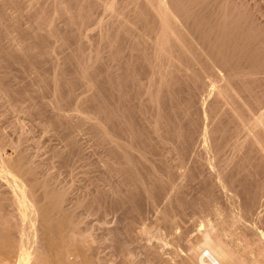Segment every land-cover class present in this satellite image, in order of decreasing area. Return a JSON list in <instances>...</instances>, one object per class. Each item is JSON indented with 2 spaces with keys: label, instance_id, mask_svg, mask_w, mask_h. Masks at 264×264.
Masks as SVG:
<instances>
[{
  "label": "bare ground",
  "instance_id": "bare-ground-1",
  "mask_svg": "<svg viewBox=\"0 0 264 264\" xmlns=\"http://www.w3.org/2000/svg\"><path fill=\"white\" fill-rule=\"evenodd\" d=\"M6 1H11L13 3L15 2L14 0H6ZM18 1H17V4H18ZM117 1L118 0H112L110 3L108 2L107 3L108 6H106V8H110V11L114 10V7L118 6V5H115ZM122 1H124V3H125V0H122ZM126 1H128V0H126ZM133 1H134L133 6L130 9V12H132L131 18L125 17L122 14V12L124 10L118 11L115 9L114 11L116 12V15L113 14L115 17V19L112 20L113 23H111L112 21L108 22V23H111L110 24L111 26L109 25V28H111L113 30L116 29L119 33H121V35L119 34L120 41L116 40V42L114 44L112 42L113 39L112 40L110 39L108 42L106 41L107 39L105 40L106 43H108L107 45L110 46V49L107 50V51H109L108 52L109 54L106 52L107 56H109L110 58L109 57H107V58H109V60H111V58L113 60L115 59L116 61L118 60L117 61V63H118L119 61L121 62V58H123L129 54L130 56H132V58L135 57L138 60V62H140L142 65L145 64L146 66L150 65L151 62H153V61L157 62L158 65L160 63V66H161L162 64L164 65V62L166 60V62L170 64L172 71L177 72V74H175L174 76L171 74V76H173V78H171L172 80L168 79V77L166 75L167 79L169 81L171 80L168 83V87H170L169 90H168V88L166 89L165 86L163 85L164 86L163 88H165L168 91L167 93L169 94V97L171 99H174L176 97V96L172 95V94H174L175 90L176 91L181 90L183 87H187L189 89L188 85L190 84L191 79H192L191 82L193 83V86L199 85L202 88L201 90H203L205 85H207L209 87V89L205 88L207 93H205L206 95L202 99V102H201L202 103V107H201L202 117L204 118L205 121H207V120L210 121L208 118L211 115L209 112L210 110L208 111V108L206 106V104H207L206 103L207 100L205 101L206 97H209V98L212 97L213 99L216 97H223L225 99L230 98V100L233 101L232 109H227V110L225 109L224 112H227L228 110L229 111L227 112V114L232 112L231 121L233 123H236V126L232 123L234 125V127H236V130L234 132L232 131L234 136L237 135L238 138H240L241 136L244 137V138L242 137L243 139L240 142H238V138L236 141L233 140V139H236L237 136L234 138L232 137L233 141L231 140V137H230V139L228 141H229V143L231 141L233 142V143L231 142V144H232L231 147H232L233 152L234 153H236V152L240 153L242 149H246V155L249 152L251 153L252 150H256L257 152L260 151L261 153L258 152L259 153V155H258V153L256 154V152L254 151L255 157H256V155H258V157H257L258 160H256L254 157L253 158L254 164L252 166L250 165V162L248 160H246L243 157H240L235 162V164L233 165V169H231L230 173L229 174L225 173V176H224L223 172H221L222 170L221 171H220V169L218 170L217 167H219V162H220V159H218L219 155H220V153H222V152H220L221 151V148H220L221 145L219 142L220 141L223 142L224 140L227 139V138L225 139V134H226L225 128L223 126L224 129H221V128L219 129L221 131L217 130L220 133L219 135L217 134L219 137L218 138L215 135L217 133V131L215 134H213V132L211 131L212 130L211 128H210L211 130L207 131L206 127L204 126L205 131H203V132H202V130L200 131L201 132L200 134H203V138L201 136L200 137L203 140L201 142L202 143L201 146H204V150H202V151L205 154L203 152H201L200 154H202V153L204 154L205 157L202 156V158L204 157L206 159V161L210 165V167L215 170V173H214V176L207 175V176H210L209 178L203 177L202 179H198V180H201L200 183H201L202 188L204 189L203 190L204 193L202 194L201 197L199 195V197H200L199 199L202 202H204L205 204L207 203V205H208V203L214 205L216 202L214 200L217 197L216 196L217 195L216 189H219L220 192L222 193V196L223 195L225 196V199H226L225 201L228 202V203H226L227 206L231 205L232 207H236L235 210L238 209V212H240V213H236L234 210L232 211L230 209H229V211L225 210L226 213H222L224 211L221 212V209L216 208L217 207L216 206L213 208V211H211L213 213L212 214L213 216L209 212L208 216L210 217V215H211L212 216L211 218H206V217H208L206 214V216L204 218H201V219L195 218L194 220H192V222L190 221L191 222L190 224L187 225L186 224L187 219H188V213L187 212H186L187 216L185 213H183L182 215H178V216L176 215L177 213L174 215H171L170 213H168V210L169 211L171 210L172 211L171 213H173V211H175L174 210V208H176L175 205L181 199L180 196H183V195H181V191L179 190V185H175L173 187L171 185L172 192H171L170 196L168 197L166 205L164 204L165 206L159 211V213L155 219L157 223L153 222L154 224L158 225L159 227H156V225H151L150 223L149 224L143 223L142 217L139 215L137 216V219L132 218V220H129V219L127 220L126 216H123L121 214H120V216H116V218L119 217L117 219L114 217H113V219L107 218V216L110 215V211H114L113 209L110 210V208H109L110 211L107 213L104 210L103 213H105V214H102L103 215L102 219L101 220L98 219L96 225L91 224L90 226H86V225L80 226L78 224V222L75 221L74 210L71 207L66 208L64 206V203L66 201V196H67V191L65 189L56 190L53 187H50L51 185L50 184L48 185L46 183L47 182L46 180H48V179L44 180L45 178L41 179V180L39 178V181H38V179H36L37 178L36 174H33L34 169L36 170V167L33 166L34 167V169H33V167H32L33 163L27 162V160H26L27 163H25L24 160L27 158H25V156L23 154L21 155L18 152V154H16V156H13V155L9 154L3 147H0V178H4V180H5V184H4L5 187L3 189H0V264H264V230H261V229H264V179L263 178L257 179L255 177H253V176L257 175V174H253V173H256L255 172L256 169H258L257 173H259V169L264 170V25L261 23L262 21L259 20V19H261L262 15L264 14L263 10H262V5L264 6V2H262L263 4L260 5L259 3H261V2L257 3L256 2L257 0L256 1H250V0H133ZM119 2L122 3L121 1H119ZM130 2H132V1H129V3ZM60 4H62V3H60ZM1 5L2 4L0 3V6ZM54 5H56V3ZM17 6H19V5H17ZM129 7H131V6H129ZM17 8L18 7H16V9ZM57 8H59V7H57ZM68 9H66L65 7L61 8L62 11H67ZM121 9H119V10H121ZM126 9H127V7H126ZM17 10L19 12V8ZM127 12H129V11H127ZM59 13H58V15H59ZM6 14H8V13H6ZM56 14L57 13H55V15ZM17 15L20 16L21 14L20 15L17 14ZM17 15H16V17H17ZM71 15H68L67 17L69 19L68 20L69 24L73 25V23H74L73 20L75 18ZM11 16L12 15H10L9 17H11ZM14 16H15V14H14ZM56 17H57V15H56ZM72 17H73V19H72ZM2 19H3V16L1 18V21H2ZM8 19L9 18H7V23H8ZM17 19H18V17H17ZM78 19L80 20V18H77L76 20H78ZM10 20L11 19H9V21ZM261 20H264V19H261ZM12 21H13V19H12ZM2 22L4 23L5 20ZM10 23L12 24L13 22H10ZM10 23L8 25H10ZM14 24L15 23H13L12 25H14ZM36 24H38V23H36ZM41 24H42V22H41ZM18 26L20 27V25H17V27ZM34 26H35V24H34ZM74 26H76V23ZM17 27L14 26V28H17ZM101 28H103V27L101 26ZM75 29H77V27L76 28L74 27V30ZM67 30H68V28H67ZM18 31H19V29H18ZM24 31H25V29H24ZM71 31H72V28H71ZM106 31L107 32L111 31L112 33L116 32V31H112V30L108 31L107 29H106ZM131 31L133 32V36H131V34H130ZM19 32H22V31H19ZM118 32H116V33H118ZM6 33H8V32H6ZM114 33H113V35H114ZM26 34H27V32H26ZM109 34L102 33V35H104V36L105 35L110 36ZM15 35H16V33H15ZM49 35H51V34H49ZM34 36H37V35H34ZM7 37H8V35H7ZM7 37L5 38V42L8 41L6 39H9V41H10V38L9 37L7 38ZM11 37H13V36H11ZM19 37H20V33H19ZM29 37H31V36H29ZM114 37H115V35H114ZM103 38H106V37H102L101 40ZM127 38H130V40H132V43H130V46L127 47L128 52H126V54H124L122 52L124 50H122L123 48H121V45H122L121 39H123V40L126 39L124 41L127 42V40H128ZM17 39H18V37H17ZM17 39L15 38L16 41H17ZM48 39H49V37H48ZM51 39H52V37H51ZM11 41H12L11 42L12 44L13 43L19 44L17 46V49L19 50L18 53H20L21 50L24 49L25 44H22V43H25V42H22V43L20 42L21 44L19 42H16V41L13 42V38ZM81 42H79V43L81 44ZM109 42L110 43L112 42V44L110 45ZM126 42H124L125 45H127ZM8 43L10 44V42H8ZM127 43H129V40ZM101 44H103V42ZM22 45H24V46H22ZM36 45H37V43H36ZM77 45H75V46H77ZM107 45H106V47H108ZM12 46L14 47V45H12ZM12 46L10 49L13 48ZM33 46H31V47H33ZM91 47H93V46H91ZM3 48H5V47H3ZM35 48H36V46H35ZM62 48H63V46H62ZM96 49H98V48H96ZM2 50H0V53ZM4 50H6V49H4ZM9 50H8V52H9ZM12 50L14 51V49H12ZM12 50H11V52H12ZM69 51H71V49ZM23 52H24V54L26 53L25 50H23ZM29 52H31V51H29ZM41 52L44 53L45 50L40 51V53ZM15 53L16 52L14 51L13 54L15 55ZM35 53H36V49H35ZM38 53H39V51H38ZM69 53H71V52H69ZM73 53H74V51H73ZM99 53L95 54V55H97L95 57L96 61L99 59L98 57L101 55V54L98 55ZM6 54L12 55V53H10V52H9V54L8 53H6ZM6 54H4V55H6ZM21 54H23V53H21ZM33 54H34V52H33ZM75 55H76V52H75ZM93 56H94V54H93ZM69 57H70L69 60H73V59H74L73 61L77 60L76 59L77 57H75L74 54H72V53H71V56H69ZM45 58H46V55H45ZM17 59H19V58H17ZM9 60H10V58H9ZM24 60H25V57H24ZM88 60L92 61L91 58ZM163 60H164V62H163ZM11 61L12 60H10V62ZM68 62H70V61H68ZM99 62H100V60H99ZM88 63H89V61H88ZM92 63H93V61L89 65H91ZM94 63H95V61H94ZM109 63H111V62H109ZM127 63H129V62H127ZM59 64H61V63H59ZM79 64H78V66H79ZM99 65H101V64H99ZM110 65H106V67L109 66V67L113 68V66H110ZM123 65L125 67V64H123ZM145 65H144V67H145ZM96 66H97V64H96ZM154 66L156 67V65H154ZM30 67H33V66H30ZM90 67H92V66H89V68ZM94 67H95V65H94ZM94 67H92L91 69H93ZM131 67H133V66H131ZM155 67H151V69L152 68L154 69ZM89 68H86V69H89ZM105 68H104V70L106 73H104V75H103L104 77L102 79V82H104L103 83L104 89L105 88L110 89V90L107 89L108 90L107 93H109V98L111 100H113L112 99L113 95L115 97V94H117V92H115V89H116L115 84H116V81H117V83L119 82L118 80L120 79L121 75H119L120 74L119 73L118 77L114 76V75L112 76V72H113L112 68L107 69V70ZM129 68H130V66H129ZM206 68H208L212 72V75H213V79L211 78L212 84L210 83V81L207 84H205V82L201 78V74L203 73V71L205 72ZM95 69H96V67L93 70L95 72H97V70H95ZM116 69H114V70H116ZM82 70H83V68H82ZM120 70H121V68H120ZM154 70H156V69H154ZM107 71H108V73H107ZM140 71H141V69H140ZM157 71H160V70L158 69ZM125 72L126 71H124V73ZM128 72L129 73L126 74V77L128 76L129 78L128 77L127 78L129 80L131 79V81H134V79H136L135 75H137V74H134L133 71H128ZM161 72H163V71H161ZM23 73H24V71H23ZM23 73H21V74H23ZM93 73L94 72H92V74ZM165 73H168V72H165ZM24 74H26V73H24ZM179 74H181L182 76L184 75V78L182 76H180ZM84 75H85V73H84ZM157 75H160V74L158 73ZM178 75L180 77H178ZM10 76L11 75H9V77ZM13 76H14V74L12 75V77ZM56 76H58V74ZM70 76H71V74H70ZM83 77H84V79L82 78L81 80H85V76H83ZM116 77L119 79H117ZM123 77H124V75H123ZM26 78H29V77H26ZM61 79L59 78L57 83H59V81ZM69 79H70V77H69ZM164 79H166V78H164ZM67 80H68V78H67ZM2 81H4V80H2ZM52 81H53V79H52ZM122 81H120V82H122ZM36 82H37V80H36ZM55 82H53V83H55ZM165 82L166 81L164 80V84H165ZM57 83H56V85H57ZM209 83L211 84V86L209 85ZM100 84H101V81H100ZM42 85H43V83H42ZM0 86H1V84H0ZM59 86H60V84H59ZM59 86L57 88H59ZM67 86H68V84H67ZM133 86L134 85H132V87ZM1 87H3V86H1ZM134 87H136V86H134ZM158 87H160V89H161L162 86L159 84L157 86V88ZM88 88L90 89V87H88ZM163 88L161 90H163ZM40 89H41V87H40ZM71 89H73V88H71ZM71 89H69V90H71ZM117 89H121V84L119 85V88L117 87ZM140 89H141V86H140V88L136 87V91L140 90ZM158 89L156 91L157 92L156 95L152 96L153 98L155 97V100H156V97L158 94ZM9 90H11V88ZM9 90L7 93H9ZM93 90H95V89H93ZM40 91L41 90L36 91V92L40 93ZM54 91H56V90H54ZM2 92H0V93H2ZM13 92H14V90H13ZM36 92H35V94H36ZM114 92H115V94H114ZM128 92H130V91H128ZM137 92H139V91H137ZM137 92H135V90H134V94L136 93V95H137ZM142 92H144V91H142ZM149 92L153 94V92H151V91H149ZM204 92H205V90H204ZM118 93L120 94L121 92H118ZM197 93H198V91H197ZM25 94H27V93H25ZM56 94L54 93V95H56ZM66 94H68V93H66ZM72 94H73V92H72ZM160 94L162 95V92ZM192 94H194V92L191 93V95ZM16 95H18V94H16ZM138 95H140V93ZM144 95H146V94L144 93ZM41 96H42V94H41ZM91 96H93V95H91ZM32 97H34V96H32ZM53 97H55V96H53ZM158 97H159V95H158ZM99 98L101 99V97H99ZM119 98H121V97H119ZM147 98H148V101L146 104L147 105L150 104L152 106L154 104L153 103L154 99L152 100L149 97H147ZM193 98H195V97H192V99ZM144 99H146V98H144ZM159 99L160 98H158L156 101L159 102L158 101ZM12 100H14V99H12ZM50 100H51V98H50ZM57 100H55V101H57ZM215 100H213L214 101L213 103H215ZM70 101H71V99H70ZM92 101H90V102H92L90 104H93L94 102H96L94 100H92ZM194 101H195V99H194ZM194 101H191V102L193 103ZM7 102H8V100H7ZM58 102H59V100H58ZM227 102L228 101H226L225 104H227ZM230 102H228V103H230ZM96 103H98V101ZM115 103H113V104H115ZM126 103H128V101ZM109 104L110 103H108V104H106V106H104V109L106 107L109 110L107 112H106V110H104V113H103L104 116L107 115V122L105 124L106 125L107 124L112 125L114 123L115 124L119 123V122L121 123V119L123 120V116H121L119 114L120 110L116 113L114 110L116 108V105L114 106L115 108L113 109L111 106H109ZM223 104H224V102H223ZM231 104H232V102H231ZM14 105H16V104H14ZM141 105L138 106L139 107L138 108V112H139L138 116L141 119L145 120V117L147 115L146 114V105H145V103L144 104L142 103ZM150 105H149V108H151ZM173 105L174 104L172 103V107H173ZM180 105H182V104H180ZM208 105H209V103H208ZM39 106H37V107H39ZM214 106L216 107V105H214ZM231 106H230V108H231ZM37 107H36V109H37ZM185 107H186V105L184 107H181V109L186 110ZM217 107H219V105ZM12 108L14 109V106ZM20 109H22V107ZM100 109H101V106H100ZM102 109H103V107H102ZM158 109H160V108H158ZM187 109H188V107H187ZM218 110H219V108H218ZM55 111H56V109H55ZM58 111H56L55 113L57 114ZM211 111H212V109H211ZM171 112H174V111L171 110ZM120 113H123V111H121ZM179 113H180V111H179ZM220 113H219V115H220ZM181 114L183 115V112ZM198 114L199 113H197V115ZM214 114L215 113H213V115ZM227 114L225 113L223 115L226 116ZM94 115L95 114H93V117H95ZM162 115H163V113H162ZM189 115H187V117H189ZM220 116H222V115H220ZM93 117L90 114L88 115V113L86 114V118H88L90 120H92ZM218 117L219 116H218V112H217V119L219 121L217 119L216 120L218 122L225 120V119H223L224 117L221 119H219ZM227 117H228V115H227ZM228 118H230V117H228ZM184 119H185V117H184ZM64 120H62V121H64ZM130 120H132V119H130ZM144 120H142V122H144ZM196 120H198V119L196 118ZM216 120L214 117V121H216ZM211 121L213 122L212 119H211ZM217 121H216V123H217ZM229 121L225 120L224 122L228 123ZM149 122H151V121H149ZM156 122L158 123V121H156ZM192 122L190 121L191 125H192ZM126 123H125V125H126ZM227 123L224 125L225 126L228 125ZM95 124H96V128H97V126L100 123L97 124V122H96ZM105 124L103 126H102V124H100L102 126V129L100 130L102 132V135L100 138H102V140L107 145H109L111 151H116L115 153L118 152V155L122 156V158H123V159L121 158L122 159V161H121L122 165L119 164L121 167L120 169H122V170L127 169V170H129L128 172H130V174H132L131 171L134 173V171H133V169H134L137 171V175H138L139 173H138L137 169H139V168L135 169L133 162L130 159V154H131V150H132L131 145L124 143L125 141L122 142L123 140L121 138H120L121 140L115 139L112 136V134H110V131L108 130V126H106ZM129 124H131V122ZM167 124H169V123H167ZM150 125H152V124H149V126ZM162 125H163V123H162ZM203 125H206V123L204 122ZM208 125H209V123H208ZM210 125H212V124H210ZM221 125H223V124H221ZM229 125H228V128H229ZM233 125H232V128H234ZM149 126H148V128H149ZM173 126H175V124ZM129 127H130V125H129ZM131 127L133 129L134 126L131 125ZM145 127H147V126H145ZM145 127H144V129H145ZM152 127L153 128H152L151 132L157 133L156 132L157 128H155L153 125H152ZM125 129L127 130V128H125ZM179 129H180V127H179ZM189 129H187L186 131H188ZM214 129L216 130L215 127H214ZM116 130L118 131V129H115V131ZM159 130L161 131V129H159ZM163 130H164V128H163ZM168 130H169V126H168L167 131ZM192 130L194 131V129H192ZM223 130H224V132H223ZM193 131H192V133L190 132V134H193ZM226 131H228V130H226ZM95 132H97V131H95ZM125 132L127 133L128 131H125ZM180 132H181V130H180ZM180 132L179 131L177 132V136H178L177 142L180 140L179 137H181L182 135L183 136L186 135V133L184 134V133H182V132L180 133ZM195 132H196V130H195ZM118 133H119V131H118ZM155 133H154V136H155ZM164 134H166V133H164ZM228 134H231V133H228ZM99 135H100V133H99ZM125 135L126 134H124V136ZM138 135H139V138H141L140 137L141 131H140V133H138ZM157 135H160V134L157 133ZM145 136L143 138H145ZM183 136L181 138L183 140L182 143L185 140ZM160 137L158 138V140L160 139ZM164 137H163V140H164ZM193 137L195 138V135ZM213 137L217 138V140L215 139L216 140L215 141L213 139ZM146 138H148V137H146ZM155 138H156V136H155ZM2 139H4V138H2ZM133 139H134V137L131 140L133 141ZM191 139H193V138L191 137L190 140ZM137 140L139 141V139H137ZM240 140H241V138H240ZM134 141H135V139H134ZM142 141H144V140H142ZM193 141H195V140H193ZM3 142H5V141H3ZM129 142L131 144V141H129ZM160 142L162 143V141H160ZM164 142H165V140H164ZM186 142H188V141L186 140ZM0 144H1V142H0ZM151 144L150 145L147 144L148 148L149 147L152 148ZM187 144H186V146H187ZM192 144L190 146H192ZM162 145H164V143ZM172 145H174L173 142H172ZM223 145H224V143H223ZM168 147H169V145H168ZM221 147L222 148L225 147L226 149H224V150H226V151L230 148V147L228 148L226 146V144L224 145V147L223 146H221ZM162 148H164V147H162ZM186 149H188V148H186ZM190 149H191V147H189V150ZM16 150H14V151H16ZM174 151L176 152L177 150L174 149ZM228 151L231 152V149ZM244 153L245 152L243 151L242 156H244ZM137 154L138 153H136V155ZM147 154H149V153H147ZM151 154H153V152ZM252 154H253V151H252ZM140 155H141L140 156L141 159H142V157L144 159L147 158L145 153H142ZM22 156H24V158H25L24 160H23ZM236 156H237V154H236ZM247 156L249 159L250 158L249 155H247ZM199 157H201V156L199 155ZM196 158L198 159V157H196ZM202 158H199V159H202ZM204 158H203V160H204ZM226 159H227V156H226ZM235 159H236V157H235ZM251 159H250V161H251ZM218 160H219V162H218ZM255 160L257 162H255ZM228 161L229 160H227V162ZM145 162L147 164V161H145ZM196 162H198V161H196ZM224 162H226V161L224 160ZM248 162H249V164H248ZM221 164L222 165H220V167L223 166V163H221ZM228 164H225V165L227 166ZM142 165H143V163H142ZM249 165L251 167H253V168H250L251 171H249V167H248ZM149 166H150V164H149ZM165 166H167V165H165ZM15 168L18 169L20 172H24L26 174L25 178L28 181V183H27V181H25V182L22 181V179L20 180V178L17 177L18 174L15 175L16 173L15 174L13 173V170ZM168 168H170V167H168ZM228 168L229 167H227L226 170ZM213 169H212V171H213ZM253 169H255V170L252 173ZM122 170L120 172H122ZM189 171L190 170L185 172L186 176H187V173ZM154 172H155V170H154ZM162 172H163V170H162ZM156 173H157V171H156ZM171 173H169V174H171ZM183 173H181L182 176H183ZM199 173H200V171H199ZM260 174H261V172H260ZM21 175H23V177H24V174H21ZM193 175H194V173H193ZM129 176H132V175H128V177ZM133 176L130 178H133V180L135 181L136 178L134 179ZM158 176H157L158 180L162 179V182L164 183V180L162 178L163 175L162 176L158 175ZM182 176H180V177H182ZM136 177H138V176H136ZM163 177H165V176H163ZM189 177H192V176H189ZM226 177H228V179H227L228 181H226V179H225ZM256 177H260V176L257 175ZM261 177H264V175ZM125 178H126V176L124 177V179ZM147 178H148V176H147ZM142 180H144V179H141V181ZM152 180H149V181L152 182ZM183 180H184V177H183ZM136 181H137V183H136V186H137L138 180H136ZM128 182H130V181L128 180ZM144 182L145 181H143L141 183L142 185L140 187L144 188L145 192L147 190H149V192H150V190H152V187H151V189L146 188L145 185H147L148 182H147V184H145L146 182L145 183ZM156 182L157 181H155V185H156ZM133 183H132V185L128 184V186H133ZM153 183H154V180H153ZM157 184H160L161 185L160 188H162L163 184H161L160 182ZM118 185H119V183H118ZM138 185H140V184H138ZM180 186H182L181 183H180ZM126 187H127V185H126ZM148 187H149V185H148ZM153 187H155V186L153 185ZM125 188H124V186L121 189H117V190H115V188H113V190H112V188H111V190H109L110 192H108L107 195H109L108 197H110V196L114 197V198H111V197L110 198L119 201V203H122V201L126 202L125 201L126 198L130 199V197H131V196L128 197V194L129 193L132 194L133 191L130 192V190H127ZM131 188H132V190L133 189L136 190V187H131ZM158 188H156V190L154 192L158 191L157 190ZM107 190H108V188H107ZM140 192H141V190H140ZM141 193H144V192H141ZM141 193H139V194H141ZM150 195H151V193H150ZM89 196L87 197V199L89 198ZM137 196H139V195H137ZM95 197H94V199H95ZM150 197H153V196L152 195L147 196L148 203L151 206L155 205V204H153V200L150 201ZM195 198H197V200H198V197H195ZM221 199H223V198H221ZM115 200H114V202H115ZM194 200H196V199H194ZM100 201H102V200H100ZM132 201H135V200H132ZM84 202H85L84 199H82L76 203V206L79 204H82V203L84 204ZM128 202L126 204H128ZM110 204H111V202H110ZM180 204H179V206H180ZM122 207L123 208L125 207V203H123ZM122 207H120V208H122ZM153 207H155V206H153ZM111 208H113V207H111ZM120 208L117 207V209H120ZM127 208H128V205H127ZM134 208H135V206H134ZM206 208H208V207L206 206ZM114 209H116V207ZM176 209H178V206ZM227 209H228V207H227ZM124 210H125V208H124ZM115 212H113L112 214L117 215V213H115ZM180 212H182V211H179V213ZM112 214H111V216H113ZM198 214H200V213H198ZM128 216H129V214H128ZM245 216H249V220H250V217L255 219L257 221V224H260L262 226V228L260 227L261 228L260 229L257 226L250 227L246 224H243V225H245L244 226L245 229L243 230L240 226V230H237L236 225L241 222V217L243 218ZM201 217H203V216H201ZM138 220H139V224H140L139 226H137ZM188 220H190V219H188ZM160 221H162L164 223V231H162L160 228V226L162 227V225H159V223H158ZM251 222H253V220H251ZM255 222L253 223V225L255 224ZM260 225H258V226H260ZM192 227H195L197 229L195 230L196 232H195L194 237L192 239H190L189 233L191 232ZM101 248H102V250H103V248H106V249L109 248V251L107 249L108 253L106 252L107 254H105V255H99Z\"/></svg>",
  "mask_w": 264,
  "mask_h": 264
},
{
  "label": "rangeland",
  "instance_id": "rangeland-1",
  "mask_svg": "<svg viewBox=\"0 0 264 264\" xmlns=\"http://www.w3.org/2000/svg\"><path fill=\"white\" fill-rule=\"evenodd\" d=\"M14 1L15 2L13 3L11 1L0 0V3L2 4L0 6V23H1L0 24V34H1L0 35V42L2 41L0 43V50L3 49L1 51V53H0V79H1L0 80V84H1V86H3V87L0 86V92L3 91L2 93H0V138H1L0 139V142H1L0 147H3L9 154H11L13 156H16V154H18V152L21 155L23 154L25 156V158H27V159H25L24 156H22L23 160L25 159L24 162L25 163L31 162V163H33L32 164V167L33 166L36 167V170L33 167V169H34V173L33 174H36V176H37L36 179H38V181H39V178H40V180L45 178L44 180L48 179V180H46L47 181L46 183L48 185L50 184L51 185L50 187H53L56 190L65 189L67 191V196H66V201L64 203V206L66 208L71 207L74 210L75 221H77L80 226H85V225L86 226H90L91 224L92 225L93 224L96 225L98 219H100V220L102 219V216H103L102 214H105V213H103L104 210L107 213L111 209H113L114 211H110V215H108L107 218L113 219V217L116 218V216H120V214H121L123 216H126V219L127 220L128 219L129 220H132V218L133 219H135V218L137 219V216L139 215V216L142 217L143 223H147V224L150 223L151 225H156L153 222H156L155 219H156L159 211L166 205V202L168 200V197L170 196V194L172 192V187L175 186V185H179V190L181 191V195H183V196H180L181 199L179 198L180 200L175 205L176 208L178 206V209L174 208L175 211H173V213H171L172 212L171 210L170 211L168 210V213H170L171 215H174V214L177 213L176 214L177 216L178 215H182L183 213H185L186 216H187V213H188V219H190V220L187 219V223H186L187 225L190 224L192 222V220H194L195 218H200V219L201 218H204L206 216V214L208 216L209 215V212L212 215L213 213L211 211H213V208L216 207V206H217L216 208L221 209V212L224 211L222 213H226L225 210H228L229 211V209L232 210V211L234 210L236 213H240V212H238V209L235 210L236 207H232L231 205L227 206L226 203H228V202L225 201L226 200L225 199V196L224 195L222 196V193L220 192L219 189H216V193H217L216 196L217 197L214 200V201H216L214 205L213 204H209V203L207 205V203L205 204L204 202H202L199 199L202 196V194L204 193L203 192L204 189L201 186V183H200L201 180H198V179H202L203 177L204 178H207V177L209 178L210 176H214V173H215V170L210 167V165L207 163L206 159L204 158L205 157L204 156L205 153L202 151V150H204V146H201V144H202L201 142L203 141L202 140L203 134H200L201 133L200 131L201 130H202V132L205 131L204 130V126L206 127V130L207 131L212 129L211 131L213 132V134H215L216 131L219 130L220 128L221 129H224L225 128V132H226L225 139L226 138L227 139L224 140L223 142L220 141L219 143L223 147L226 144V146L228 148L230 147L229 149L228 148L227 149L228 150L231 149V152H229L228 150L227 151L224 150L226 148L225 147L222 148L220 146V148H221V151L220 152H222V153H220V155H219V158L218 159H220V162L218 160L219 167H217L218 170L219 169H220V171L222 170L221 172H223L224 176H225V173L226 174H229L230 173L231 169H233V165L235 164V162L240 157H243L246 160H248L250 162V165L252 166L254 164V159H253L255 157V154L254 153L256 152V154H257L258 152H260V151L257 152L256 150H252L253 151V154H252V151H251V153L249 152L247 154L250 157L249 159H248V156L246 155V149H242L240 153H237V152L234 153L233 152L232 147H231V145H232L231 142L233 140L236 141L237 138H238L237 135L234 136V134L232 133V131L234 132L236 130V127H234V125L236 126V123H233L231 121V119H232V112L231 113H228V114H227V112L229 110L227 112H224L225 109L226 110L227 109H232V107H233V101H231L230 98L229 99H225L223 97H216V98L213 99L212 97H210V98L209 97H206L205 98V101L207 100L206 106L208 108V111L210 110L209 112L211 114L208 119L210 121L212 119L213 122L212 121L210 122L208 120L205 121L204 118L202 117V109H201L202 103L201 102H202V99L206 95L205 93H207L206 92V89H209V87L207 85H205L204 89L201 90L202 88L199 85L193 86V83L191 82L192 79H191L190 80V84L191 85L190 84L188 85L189 86V89L187 87H183L182 89L184 91L182 89L181 90H178L179 92L175 90L174 91V94H172V95H174L176 97L174 99H171L169 97V94L167 93L168 91L166 89L167 88H168V90L170 89V87H168V83L172 80L171 78H173V76L175 74H177V72L172 71V69L170 67V64L167 63L166 60H165L166 63L163 60L164 65L162 64L161 66H160V63L158 65V63L155 62V61L151 62V64L150 65H147V66L145 64L142 65L140 62H138V60L135 57L132 58V56H130L129 54L127 56L121 58V62L119 61L120 63L119 62L117 63L118 60L116 61L114 59L115 60L114 61L112 58H111L112 61L109 60L110 57L107 56L106 52L107 53L109 52L107 50L110 49V46L107 45L108 43H106V41L108 42L110 39L111 40L113 39L112 42L114 44L116 42V40L117 41H120L119 34L121 35V33H119L116 29L113 30V29L109 28V25L111 23H113L112 20L115 19V17H114L113 14L116 15V12L114 10L115 9L118 10V11H123L124 10L126 13L123 11L122 14L125 17L131 18V13L132 12H130V9L133 6V3H134L133 0H128V1L125 0V3L122 0H118L116 2V4H115V5H118V6L117 7H114V10H111V11H110V8H106V6H108L107 3L108 2L110 3L112 0H96V1L95 0H77V1L76 0H61V1L60 0H19V1L18 0H14ZM17 1H18V4H17ZM119 1H121L122 3H120ZM129 1H132V2L129 3ZM250 1H256V0H250ZM256 2L257 3L261 2L259 4L262 5L263 4L262 2H264V0H257ZM55 3H56V5H54ZM60 3H62V4H60ZM17 5H19V6H17ZM129 6H131V7H129ZM16 7L19 8V12L17 10L18 8L16 9ZM57 7H59V8H57ZM64 7L66 9H68V8L69 9L67 11H62L63 9L61 10V8H64ZM126 7H127V9H126ZM263 8H264V6L262 5V10H263V13H264V9ZM119 9H121V10H119ZM127 11H129V12H127ZM54 12L57 13L56 14L57 17H56V15H55ZM6 13H8V14H6ZM58 13H59V15H58ZM14 14H15V16H14ZM17 14H19V15L21 14V15L18 16ZM1 15L3 16L2 21L5 20L6 23L5 22L3 23L1 21V18H2ZM8 15L9 16L12 15V16L9 17ZM16 15H17L18 19H17ZM68 15H71V16H73L75 18L73 20L74 21L73 25L69 24V22H68L69 19L67 17ZM73 17H72V19H73ZM7 18L11 19L10 21L8 19V23H7ZM77 18H80V20L79 19L76 20ZM12 19H13V21H12ZM261 19H264V14L262 15ZM261 19H259V20L262 21L261 23L264 25V20H261ZM110 21H112V22L111 23H108ZM10 22H13L15 24L12 25L13 23L11 24ZM41 22H42V24H41ZM9 23H10V25H8ZM36 23H38L39 25L36 24ZM75 23H76V26H74ZM34 24H35V26H34ZM17 25H20V27L19 26L17 27ZM14 26H16L19 29V31H22L23 32L24 29H25V31L23 33L22 32H19L17 28H14ZM25 26L26 27L28 26L29 28L27 27L28 28L27 29ZM101 26L103 28H101ZM70 27L72 28V31H71V28ZM74 27L75 28L77 27L78 30L77 29L74 30ZM67 28H68V30H67ZM106 29L108 31L109 30L116 31L118 33H116V32L114 33L113 32L114 35H115V37H114L113 33L111 31L107 32ZM6 32H8L9 34L6 33ZM26 32H27L28 35L26 34ZM131 32H130V34H131V36H133V32L132 33ZM15 33H16V35H15ZM19 33H20V37H19ZM102 33H104V34L105 33H107V34L110 33L109 34L110 36H108V35L107 36L106 35L104 36V35H102ZM49 34H51V35H49ZM7 35L10 38V41H9V39H6L8 41L5 42V38L7 37ZM34 35H37V36H34ZM11 36H13V37H11ZM29 36H31V37H29ZM17 37H18V39H17ZM48 37H49V39H48ZM51 37H52V39H51ZM102 37H106V38H103L101 40ZM12 38H13V42L16 41L15 38L17 39L16 42H19V43L20 42L21 43L22 42H25V43H22V44H25V46L22 45V46H24V49L23 50H25V52L27 50L28 51L25 54H24L23 50H21V52L18 53L19 50L17 49V46L19 44L18 43L17 44H15V43L12 44L11 43L12 42L11 41ZM127 39L129 40V43H127L128 40L126 42V41H124L126 39H124V40L121 39L122 40L121 41V44H122L121 45V48H123L122 50L125 51V52L122 51L124 54H126V52H128L127 51L128 50L127 47H129L130 46V43H132V40H130V38H127ZM103 40L104 41L106 40V41L104 42ZM8 42H10V44ZM79 42H81V44ZM100 42L101 43L103 42V44H101ZM112 42L111 43L109 42L110 45L112 44ZM124 42H126V44L128 46L125 45ZM36 43H37V45H36ZM11 44L14 45V47ZM75 45H77V46H75ZM106 45L109 48L106 47ZM2 46L5 47V48H3ZM11 46L13 47L12 49H14V51L16 52L15 53L16 56L13 54L14 51L12 49H10ZM31 46H33L34 48L36 46V48H35L36 49V53H35V49L33 47H31ZM62 46H63V48H62ZM91 46H93V47H91ZM96 48H98V49H96ZM4 49H6V50H4ZM7 49L8 50L10 49L9 52L12 53V55L9 54V52H8ZM70 49H71V51H69ZM11 50H12V52H11ZM37 50L39 51V53H40V51H44V50H45V52L44 53L41 52L39 54ZM29 51H31V52H29ZM32 51L34 52V54H33ZM73 51H74V53H73ZM69 52H71L72 54H74V56L77 57L76 59L78 61L75 60L76 61L75 62V61H73L74 59L73 60H69L70 59L69 56H71V53H69ZM75 52H76V55H75ZM91 52L94 54V56H93V54ZM6 53H8L9 55H7ZM21 53H23L24 55L21 54ZM96 53H99L98 55L101 54L98 57L99 59L97 61H96V58H95L97 56V55H95ZM4 54H6V55H4ZM44 54L46 55V58H45V55ZM24 57H25V60H24ZM107 57H109V58H107ZM9 58H10V60H12L11 62H10ZM17 58H19V59H17ZM90 58L92 59L93 63L95 61L94 64L92 63L93 65L92 64L89 65L92 62L91 60H88ZM99 60H100V62H99ZM68 61H70V62H68ZM88 61H89V63H88ZM126 61L129 62V63H127ZM109 62H111V63H109ZM59 63H61V64H59ZM98 63L101 64V65H99ZM78 64H79V66H78ZM96 64H97V66H96ZM123 64H125V67H124ZM29 65L30 66H33V67H30ZM94 65L96 67L95 70H97V72H95L93 70L95 68ZM106 65L113 66V68L112 67H109V66L106 67ZM144 65H145V67H144ZM154 65H156V67ZM89 66H92L94 68L91 69L92 67L89 68ZM129 66H130V68H129ZM131 66H133V67L135 66V67L133 68ZM151 67H155L154 69H156V70H154L153 68L151 69ZM82 68H83V70H82ZM86 68H89V69H86ZM104 68L106 70L112 68V71L114 72L113 73L111 71L112 72V76L114 75V76H117L118 77V74L119 73H120L119 75H121V77H120L121 80L116 77L117 79H119L118 80L119 82L123 80L120 83L119 82L117 83V81H116V84H115V88L116 89H117V87L119 88V85L121 84V89H117L118 91L115 89V92H117V94H115V92H114L115 97L117 99L113 95V98H112L113 100H111L109 98V93H107L108 90H110V89L109 88H105L106 90L104 89V84H103L104 82H102V79L104 77L103 75H104V73H106L105 70H104ZM120 68H121V70H120ZM114 69H116V70H114ZM140 69H141V71H140ZM158 69L160 71H157ZM23 71L26 74H24ZM124 71H126L127 73L126 72L124 73ZM128 71H133L134 74H137L138 75V76L135 75L136 79H134V81L136 83L134 81H131V79L129 80L128 79L129 78L128 76H127L128 78L126 77V74L129 73ZM161 71H163V72H161ZM92 72H94V73L92 74ZM165 72H168V73H165ZM21 73H23V74H21ZM84 73H85V75H84ZM107 73H108V71H107ZM158 73L160 75H157ZM13 74H14V76L12 77ZM57 74H58V76H56ZM70 74H71V76H70ZM171 74L173 76H171ZM181 74H179V75L182 76ZM9 75H11V76L9 77ZM123 75H124V77H123ZM166 75H167L168 79H171L170 81L167 79ZM179 75H178V77H180ZM83 76H85V80L86 81L85 80H81L82 78L84 79ZM26 77H29V78H26ZM69 77H70V79H69ZM182 77L184 78V75ZM59 78L60 79L62 78V79L59 81V83H57L58 80H59ZM67 78H68V80H67ZM164 78H166V79H164ZM201 78L205 82V84H207L209 81L211 83V80L213 79L212 72L208 68H206L205 69V72L203 71V73L201 74ZM52 79H53V81H52ZM2 80H4V81H2ZM36 80H37V82H36ZM164 80L166 81L165 84H164ZM100 81H101V84H100ZM53 82H55V83H53ZM42 83H43L44 86L42 85ZM56 83H57V85H56ZM210 83H209V85L211 86L212 83L211 84ZM59 84H60V86H59ZM67 84H68V86H67ZM159 84L162 86L161 89L164 86H165L166 89L163 88V90H161L160 87H158L159 88L158 89L157 86ZM132 85L136 86L137 88H140V86H141V89L142 90L141 89L140 90H137V91H139V92H137L136 91V87H134V86L132 87ZM58 86H59V88H57ZM40 87H41V89H40ZM88 87H90V89ZM10 88H11V90H9ZM71 88H73V89H71ZM69 89H71V90H69ZM93 89H95V90H93ZM157 89H158L157 97L159 95L158 98H160L158 100L159 102L156 101L158 99L157 97H156V100H155V97L154 98L152 97V96H155L156 95ZM8 90H9V93H7ZM13 90H14V92H13ZM39 90H41L40 93L36 92V91H39ZM54 90H56V91H54ZM134 90H135V92H137V95L139 93H140V95L137 96L136 93L134 94ZM204 90H205V92H204ZM128 91H130V92H128ZM142 91H144V92H142ZM149 91L153 92L154 95L152 93H150ZM197 91H198V93H197ZM35 92H36V94H35ZM72 92H73V94H72ZM118 92H121V93L119 94ZM161 92H162V95L160 94ZM190 92L191 93L194 92V94L191 95ZM25 93H27L28 95L25 94ZM54 93L55 94L57 93V94L54 95ZM66 93H68L70 96L68 94H66ZM144 93L146 95H144ZM16 94H18V95H16ZM41 94H42V96H41ZM31 95L34 96V97H32ZM91 95H93V96H91ZM190 95L192 97H195V98L192 99V97ZM53 96H55V97H53ZM98 96L101 97V99ZM119 97H121V98H119ZM147 97H149L152 100L154 99V102H153L154 104L152 106L150 104H148V105L146 104L147 101H148V98ZM50 98H51V100H50ZM144 98H146L147 100L144 99ZM12 99H14V100H12ZM57 99L59 100V102H58ZM70 99H71V101H70ZM194 99H195V101H194ZM212 99L213 100L216 99L215 100V103H213L214 101ZM7 100H8V102H7ZM55 100H57V101H55ZM92 100H94L96 102L98 101V103L94 102L93 104H90V103L93 102ZM90 101H92V102H90ZM127 101H128V103H126ZM191 101H194V102L192 103ZM226 101H228V102L231 101L232 104H231V102L230 103L227 102V104H225ZM12 102L14 104H16V105H14ZM112 102L113 103L116 102V103L113 104ZM223 102H224V104H223ZM108 103L111 104V105L109 104V106H111L113 109L115 108L114 107L115 105H116V108L117 109L119 108L118 110L116 108L114 110H115L116 113L120 110L119 111V114L121 116H123V120L124 121L126 120L125 122L121 119V123L120 122L119 123H116V124L114 123L112 125H108V124L106 125L105 124L107 122V115L104 116L103 113H104V110H106V112L109 111L106 107L104 109V106H106V104H108ZM142 103L143 104L145 103V105H146V114L147 115L145 117V120L144 119H141L138 116L139 115V112H138V108L139 107L138 106L141 105ZM172 103L174 104L173 107H172ZM208 103H209V105H208ZM180 104H182V105H180ZM184 104L186 105V107H185L186 110H182L181 109V107H184L185 106ZM213 104L216 105V107ZM149 105H150L151 108H149ZM218 105H219V107H217ZM13 106H14V109L12 108ZM37 106H39V107H37ZM100 106H101V109H100ZM230 106H231V108H230ZM21 107H22V109H20ZM36 107H37V109H36ZM102 107H103V109H102ZM187 107H188V109H187ZM54 108L56 109V111L59 110L57 112L58 115L55 113L56 111H55ZM158 108H160V109H158ZM218 108H219L220 111L218 110ZM211 109H212V111H211ZM171 110L174 111V112H171ZM121 111H123V113H120ZM179 111H180V113H179ZM182 112H183V115L181 114ZM217 112H218V116H219L218 118L219 119H221V118L224 117L223 119L228 120V121L230 120L228 123L226 122L228 125L231 123L229 125V128H228V125H226V126L224 125V124H226L224 122L225 120H223L221 122H218L219 120L217 119ZM87 113H88V115L90 114L92 117H93V114H95L94 115L95 117H93V119L90 120V119L86 118V114ZM162 113H163V115H162ZM197 113H199V114L197 115ZM213 113H215V114L213 115ZM219 113L222 116H220ZM222 113L223 114L226 113L228 115V117H230V118H228L227 115L226 116L223 115ZM187 115H189L190 118L187 117ZM184 117H185V119H184ZM214 117H215V120L216 119L218 120V121L216 120L218 124L216 123V121H214ZM196 118L198 120H196ZM130 119H132V120H130ZM62 120H64V121H62ZM142 120H144V122H142ZM95 121L97 122V124H99V123L102 124V126L104 124L106 126H108V130L110 131V134H112V136L115 139H120L121 138L123 140L122 142L125 141L124 143H127V144L131 145V149L132 150H131V154H130V159L133 162V165H134L135 169L136 168H139V169H137L138 170V173H139L138 175H137V171L134 170V169H133L134 173L130 170L132 174H130V172H128L129 170H127V169H123V170L120 169L121 168L120 165H122L121 164V161L123 159L122 156L121 155H118V152L115 153L116 151H111L109 145H107L102 140V138H100L101 135H102V132L100 131L102 129V126L99 124L97 126V128H96V124H95L96 122ZM149 121H151V122H149ZM156 121H158V123ZM190 121L191 122L193 121L192 122V125L194 127L190 124ZM130 122H131V124H129ZM204 122L206 123V125H203ZM125 123H126V125H125ZM162 123H163V125H162ZM167 123H169L170 125L167 124ZM208 123H209V125H208ZM149 124H152L155 128H157L156 129V132L158 134H160V135H157V133H155V132H151V130H152L153 127H152V125L149 126ZM174 124H175V126H173ZM210 124H212V125H210ZM221 124H223V125H221ZM129 125H130V127H129ZM131 125L134 126L133 129H132ZM144 125L147 126V127H145ZM232 125H233L234 128H232ZM148 126H149V128H148ZM168 126H169V130L167 131ZM223 126H224V128H223ZM144 127H145V129H144ZM179 127H180V129H179ZM214 127L216 128V130L214 129ZM114 128L115 129H118L119 133H118L117 130H116L117 131L116 132ZM125 128H127V130ZM163 128H164V130H163ZM159 129H161V131ZM187 129H189V130L186 131ZM192 129H194V131ZM180 130H181L182 133H184V134L186 133V135H184V136L182 135L184 137V139H185L184 142H183L184 144L182 143V141H183L181 139L182 136L179 137L180 140L177 142V139H178L177 132L178 131L180 132ZM191 130L193 131V134L195 135V138L193 137L194 136L193 134H190V132L192 133ZM195 130H196L197 133L195 132ZM226 130H228L229 132L226 131ZM95 131H97V132H95ZM125 131H128L130 134L128 132L126 133ZM140 131H141V136H140L141 138H139V135L140 134L138 135V133H140ZM219 131H221V130H219ZM223 132H224V130H223ZM227 132L228 133H231V134H228ZM99 133H100V135H99ZM154 133H155L156 138L154 136ZM164 133H166V134H164ZM124 134H126V135L124 136ZM217 134L219 135L220 133L217 131V133L215 134L216 137H218ZM131 135L132 136L134 135L133 137H134L135 141H134V139H133V141L131 140L133 138ZM144 136H145V138H143ZM146 137H148L149 139L146 138ZM159 137H160L161 140L160 139L158 140ZM163 137H164V140H165L166 143L164 142ZM191 137L193 138L191 140L192 141L195 140V141L192 142L190 140ZM214 137H213V139L214 140L215 139L217 140V138H214ZM230 137H231V140L234 137H236V139H233L232 141L230 140L231 142L229 143L228 140L230 139ZM242 137L243 136L240 137L241 140H240V138H238V142L242 141V139L244 138V137L243 138ZM2 138H4V139H2ZM137 139H139V141ZM142 140H144V141H142ZM186 140L188 142H186ZM3 141H5V142H3ZM129 141H131V144H130ZM160 141H162V143ZM172 142H173L174 145H172ZM163 143H164V145H162ZM223 143H224V145H223ZM147 144L148 145L151 144L152 148L149 147L150 148L149 149ZM186 144H187L188 147L186 146ZM191 144H192V146H190ZM168 145H169V147H168ZM162 147H164V148H162ZM189 147H191L192 150L191 149L189 150ZM186 148H188V149H186ZM174 149L177 150V151L175 152ZM14 150H16L17 152L14 151ZM243 151L245 152L244 153V156H242L243 155L242 154ZM152 152H153V154H151ZM201 152H203L204 154L203 153L200 154ZM136 153H138V154L136 155ZM142 153H145V155L147 157L146 159H144L143 157L141 159V157H140L141 155L140 154H142ZM147 153H149V154H147ZM236 154H237L238 157L236 156ZM199 155L201 157H199ZM225 155L227 156V159H226V156ZM258 155H259V153H258ZM258 155H256V157H255L256 160H258L257 159ZM202 156H204L203 158H204L205 161L203 160ZM234 156L236 157V159H235ZM196 157H198V159ZM199 158H202V159H199ZM250 159H251L252 162L250 161ZM26 160H27V162H26ZM224 160L226 162H227V160H229L230 162L228 161L226 163V162H224ZM256 160H255V162H257ZM145 161H147V164H146ZM196 161H198V162H196ZM249 162H248V164H249ZM142 163H143V165H142ZM221 163H223V166L225 164H228V163L230 165L229 164L227 166L225 165L224 166L225 168L222 166L224 168L223 169L222 167H220V165H222ZM149 164H150V166H149ZM165 165H167L170 168H168ZM250 165L248 166L249 167V171H251L250 168H253ZM227 167H229V168L226 170ZM212 169H213L214 172L212 171ZM121 170H122V172H120ZM154 170H155V172H154ZM162 170H163V172H162ZM188 170H190V171L187 173V176H186L185 172L188 171ZM254 170L255 169L252 170V173H253ZM262 170L263 169H259V173H257L258 172V169H256L255 170L256 173H253V174H257L260 177H256L257 175H255L253 177H255L257 179L258 178H261V179L263 178L264 179V177H261V176L264 175V170L263 171ZM156 171H157V173H156ZM199 171H200V173H199ZM260 172H261V174H260ZM13 173L14 174L16 173L15 175L18 174L17 177H19L20 180L22 179V181H24V182L27 181L26 178H25L26 177V174L24 172H20L18 169L15 168L13 170ZM169 173H171V174H169ZM181 173H183V176L181 175ZM193 173H194V175H193ZM21 174H24V177ZM128 175H132V176L134 175L133 176L134 179L136 178V180H138V184H140V185L137 184V186H136L137 181L136 180L134 181L133 178H130L132 176H129L128 177ZM158 175L165 176V177L162 176V178L164 180V183L162 182V179L161 180H158V177H159ZM207 175H210V176H207ZM125 176H126L127 179L126 178L124 179ZM136 176H138V177H136ZM147 176H148V178H147ZM180 176H182V177H180ZM189 176H192V177H189ZM183 177H184V180H183ZM141 179H144V180L141 181ZM152 179L154 180V183H153V180ZM225 179H226V181H228L227 180L228 177H226ZM128 180L130 182H128ZM149 180H152V182L149 181ZM143 181L146 182V183L144 182L145 184H147V182H148L147 185L144 184L146 186V188L151 189V187H152V190H150V192H149V190H147L145 192V189L142 188V187H140L142 185L141 183ZM155 181H157L156 182V185H155ZM117 182L119 183L120 186L118 185ZM159 182L161 184H163L162 185V188H160L161 187L160 184H157ZM27 183H28V181H27ZM132 183H133V186H128V184H131L132 185ZM151 183L155 187H153V185ZM180 183H181V185L183 187L180 186ZM4 184H5L4 178H0V189H3L5 187ZM126 185H127L128 188L126 187ZM148 185H149V187H148ZM171 185H172V187H171ZM123 186H124V188L126 187L125 189L130 190V192L133 191L132 194L131 193L128 194V197H130V196L131 197H130V199L129 198H126V200H125L126 202L122 201V203H119V201H117L115 199H111V198H114V197H111V196H110L111 198L108 197L109 195H107V194H108V192H110L109 190H111V188H112V190H113V188H115V190H117V189H121ZM131 187H136V190L137 191L135 189L132 190ZM107 188H108V190H107ZM156 188H158L157 189L158 191L154 192L156 190ZM140 190H141V192H144L145 194L144 193H141ZM139 193H141V194H139ZM150 193L153 196V197H150V201L153 200V204H155V205H152V206L147 201V196H151ZM135 195L136 196L139 195V196L136 197ZM199 195H200V197H199ZM88 196H89V198H88L89 200L87 199ZM94 197H95V199H94ZM195 197H198V200ZM221 198H223V199H221ZM82 199H84V201H85L84 204L82 203V204H79V205L76 206V203L78 201L82 200ZM194 199H196L198 202L196 200H194ZM100 200H102V201H100ZM114 200H115V202H114ZM132 200H135V201H132ZM109 201L111 202L112 205L110 204ZM127 202H128V204H126ZM123 203H125V207H124L125 210L122 207L123 206ZM179 204H180V206H179ZM118 205L120 207H122V208H120ZM127 205H128V208H127ZM134 206H135V208H134ZM153 206H155V207H153ZM206 206L208 208H206ZM111 207H113V208H111ZM115 207H116V209H117V207L120 208V209H117L116 210V209H114ZM227 207H228V209H227ZM109 208H110V210H109ZM179 211H182V212L179 213ZM113 212L117 213V215L115 213H114L115 215H113L112 214ZM198 213H200V214H198ZM111 214L113 216H111ZM128 214H129V216H128ZM211 215H210V217L208 216L206 218H211L213 216V215L212 216ZM201 216H203V217H201ZM117 218H119V217H117ZM251 220H253V222H251ZM255 221L256 220L253 219L252 217H250V220H249V216H245L243 218L241 217V222L236 225V229L237 230H240V226H241V228L244 230L245 229L244 228L245 225H243V224H246V225H248L250 227L257 226L259 228L260 227L262 228V226L260 224H257V221L256 222ZM161 222L162 221H160L158 223H159V225H162V227L160 226V228H161L162 231H164V223L163 222L161 223ZM254 222H255V224L253 225ZM139 225L140 224H139V220H138L137 226H139ZM258 225H260V226H258ZM156 227H159V226L156 225ZM196 229L197 228L192 227L191 232L189 233V238L190 239H192L194 237L195 232H196L195 231ZM261 230H264V229H261ZM107 249L109 251V248H107ZM107 249L106 248H103V250H102V248H101L100 249V252H99V255H105V254H107L108 253L107 252Z\"/></svg>",
  "mask_w": 264,
  "mask_h": 264
}]
</instances>
